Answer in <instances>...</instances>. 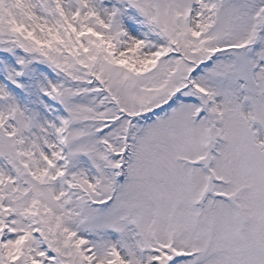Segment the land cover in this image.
<instances>
[{
  "label": "snow or ice",
  "instance_id": "snow-or-ice-1",
  "mask_svg": "<svg viewBox=\"0 0 264 264\" xmlns=\"http://www.w3.org/2000/svg\"><path fill=\"white\" fill-rule=\"evenodd\" d=\"M0 264H264V0H0Z\"/></svg>",
  "mask_w": 264,
  "mask_h": 264
}]
</instances>
